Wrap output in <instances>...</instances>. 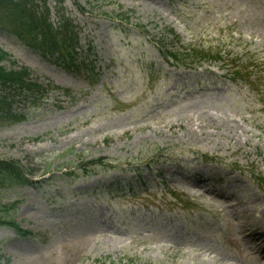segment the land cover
<instances>
[{"label":"rangeland","instance_id":"obj_1","mask_svg":"<svg viewBox=\"0 0 264 264\" xmlns=\"http://www.w3.org/2000/svg\"><path fill=\"white\" fill-rule=\"evenodd\" d=\"M38 4L74 28L77 68L0 31L46 89L0 123V159L33 183L0 190V215L32 233L0 227L4 261L264 264V0ZM248 62L262 94L236 76Z\"/></svg>","mask_w":264,"mask_h":264},{"label":"trees","instance_id":"obj_2","mask_svg":"<svg viewBox=\"0 0 264 264\" xmlns=\"http://www.w3.org/2000/svg\"><path fill=\"white\" fill-rule=\"evenodd\" d=\"M41 0H0V31L8 32L15 39L21 41L26 48L41 54L48 60L63 65L68 70L77 68L75 61L74 28L62 22L58 27L50 23L49 9L39 5ZM171 34L175 35L173 32ZM179 39V37H177ZM177 41H180L177 40ZM158 45H161L158 43ZM162 46V45H161ZM176 59V55L167 52L166 58ZM6 62L11 68L5 66ZM245 69L236 72L238 78L243 75L250 76ZM29 68L20 67L18 62L12 61L8 52L0 49V123L16 124L27 120V115L13 112V104L17 103L19 96L27 99L30 105L40 102L46 89L40 79L35 78ZM249 77V79H250ZM102 164L103 160L86 164ZM85 169V170H86ZM87 172V170H86ZM29 170L22 162L0 159V190L22 185H33L27 180ZM2 210H7L2 208ZM15 228L22 237H29L32 233L22 230L18 223L0 215V227ZM4 256L0 255V264H7Z\"/></svg>","mask_w":264,"mask_h":264},{"label":"bare ground","instance_id":"obj_3","mask_svg":"<svg viewBox=\"0 0 264 264\" xmlns=\"http://www.w3.org/2000/svg\"><path fill=\"white\" fill-rule=\"evenodd\" d=\"M89 243H91V242H88L87 245H89ZM254 251H255V253L257 255H260V256L264 253V249L260 245L259 246L255 245V250ZM262 259H264V258H262ZM262 259H260V260H262Z\"/></svg>","mask_w":264,"mask_h":264}]
</instances>
